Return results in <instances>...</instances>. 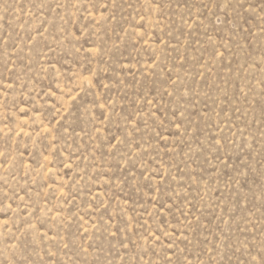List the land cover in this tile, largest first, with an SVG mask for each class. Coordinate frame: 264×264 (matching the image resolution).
Returning a JSON list of instances; mask_svg holds the SVG:
<instances>
[{
  "label": "rangeland",
  "instance_id": "rangeland-1",
  "mask_svg": "<svg viewBox=\"0 0 264 264\" xmlns=\"http://www.w3.org/2000/svg\"><path fill=\"white\" fill-rule=\"evenodd\" d=\"M0 264H264V0H0Z\"/></svg>",
  "mask_w": 264,
  "mask_h": 264
}]
</instances>
